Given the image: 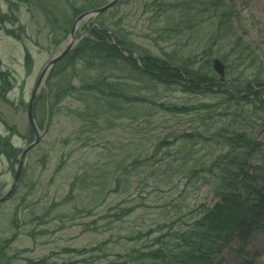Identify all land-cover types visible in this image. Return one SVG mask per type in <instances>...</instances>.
<instances>
[{"label":"rangeland","instance_id":"1","mask_svg":"<svg viewBox=\"0 0 264 264\" xmlns=\"http://www.w3.org/2000/svg\"><path fill=\"white\" fill-rule=\"evenodd\" d=\"M109 1L98 0L94 7ZM54 2L61 7L52 22L46 7ZM77 2V10L86 8ZM63 4L0 0L1 9L18 20L11 27L17 37L6 32L7 23H0V61L7 72L1 69L5 79L0 77V196L11 191L0 202V264H186L193 256L209 257L212 264H260L264 216L252 234L247 228L239 236L230 232L231 243L227 238L215 242L206 234L215 209L206 211L222 202L213 192L215 178L224 176L221 156H246L243 139L233 140L236 146L231 147V130H247L259 146L255 148L264 151V110L257 111L259 104L250 99L238 103L227 94L245 83L238 62L227 61L224 81L214 80L206 87L190 81L186 90L154 80L160 73L145 66L153 63L151 57L178 53L191 58L189 70L194 74L219 75L213 58L218 50L225 53L235 44L237 52L230 55L234 59L243 54L249 63L248 58L258 56L264 64V0H226L222 9L231 12L230 28L219 41H213L219 35L209 13L196 27L194 23L178 29L171 28L175 23L170 21L177 19L176 13L158 9L155 0H116L77 24L73 47L32 97L44 66L70 37L76 16L63 36ZM98 22L102 30L113 32L108 41L116 42L119 33L133 42L123 47L127 55L111 43L131 61L114 54L115 67L97 57L87 63L91 48L85 45L97 43L92 32ZM100 75L108 77L109 84L101 82L106 87ZM250 84L261 89L259 82ZM203 89L207 92L200 93ZM164 106L190 110L173 112ZM260 107L264 108L263 99ZM218 131L230 140L218 141ZM31 142L35 144L26 152L15 182L22 151ZM11 147L15 151L10 162L2 150ZM249 168L246 164L247 171L236 176L242 190L237 192L249 196L259 189L264 195V178L241 183L253 171ZM224 180L219 185L232 191V184ZM253 199L247 200L255 210L259 206Z\"/></svg>","mask_w":264,"mask_h":264},{"label":"trees","instance_id":"2","mask_svg":"<svg viewBox=\"0 0 264 264\" xmlns=\"http://www.w3.org/2000/svg\"><path fill=\"white\" fill-rule=\"evenodd\" d=\"M81 1L83 4L86 5L85 9L97 6V3H98V0H81ZM225 1L226 0H155V3L158 9L167 8L168 10L174 11L172 12L173 14L176 13L177 19L174 17H170V21H172L173 24L175 23V25L171 26V28L179 29L181 25H184V26L187 25V26L194 27L192 26L194 23L196 27L198 24L203 22L202 19L206 17L204 15L209 13L208 14L210 15L209 22L212 24L213 29L217 31L216 35L217 34L219 35L218 37H216V39H213V41H219L222 38L226 39L223 35L227 34L230 28L229 16L231 12L228 9H222L226 7ZM55 2L50 4V6L47 5L46 7L51 11L50 15H51L52 22H54V20L58 17L59 12H60L59 9L61 7V6L56 7ZM63 2H64L63 5L65 6L61 10L60 17H62V19L59 25L62 27L61 33L64 36L67 33V30L69 27L68 23L70 22V19L72 18V16H76V14H79L81 11L85 9L80 11L74 7V3H78L77 0H63ZM213 13L215 14L212 15ZM17 21L18 20L16 19L15 15L13 14L10 15L8 11L4 12L0 7V23H7V25H10V28L6 30L7 33L11 35H15L16 32L14 29L11 28V25L14 26V24L17 23ZM7 25H4V26H7ZM59 34H60V31H59ZM92 35L93 37L97 38V43L91 41L92 43L88 42L87 45H85L87 47L90 46L91 48L90 50H88L91 55V56L89 55L90 57H88V60H87L88 64H90V62L97 57V59L102 60L103 64L110 65V66L114 65L115 67L117 65V62L115 60L116 58H118L116 55L123 57L124 61H125V58L128 61H131L129 57H125L121 55L120 52H118V50L114 49V45L112 46L110 41H108L110 40V34L107 31L102 30V28L99 29V27H94ZM237 39H239V36ZM116 40L119 44H122L126 48H128L126 44L133 43L132 41L128 40L126 36L121 37L119 33H117L116 35ZM92 45L96 47L101 46L103 48L101 50H96V48L93 47ZM210 46L212 45L210 44ZM235 47H237L236 44L230 47V50L225 51V53L220 52V50H218L217 52V54L221 56L220 58L225 62V64H227V61L229 59L233 60L234 64L235 62H238L237 68L238 70H240L241 73H243V76L246 79L245 83L241 84V88L235 89L236 91H234V89L228 90L227 94L231 96L232 98L234 97V99H236L238 103H240L241 100L250 99L252 103L259 104V109H257V111L264 110V108L260 107V99L264 100V64L259 63L258 56L248 58L249 63H247V61L244 59L243 54L237 55L236 58L234 59L230 55L237 52ZM78 48L80 47H77V50ZM97 53H99L98 56H97ZM180 56L178 53H176L173 55L169 54L168 56L165 55V56H159V57H151L154 60L153 63H151V61H147V66L145 67L155 68V70L158 73H160V75L163 76V78H165L167 81L163 80L161 76L158 79H155L154 77L151 76L154 80L159 81L160 83L163 82L166 84L178 85L182 89H185V90L188 88L185 84H183V82L191 83L190 81H192L193 83L194 82L197 83L198 81L200 87H206L212 84L214 80H219V81L225 80V77L221 78L220 75H218L214 70L213 71L217 75L208 73V72H206L205 74H194L193 72L189 70L191 62L188 59H191V58L187 56L186 58L188 59H186L187 60L186 61L184 59V56H181V57ZM170 59H173V60L170 61ZM97 62H100V61H97ZM209 64H210V61H209ZM1 66L2 64L0 61V77L3 80L5 79L3 78L5 76H2L3 71L1 70ZM174 66L180 67V69ZM187 66L189 67L187 68ZM183 67H186L188 71L186 69H183ZM55 71L56 70H53L52 74H56ZM181 72H184V74L186 73L185 74L186 78H184L183 76L184 74H181ZM235 81H238V80L235 79ZM101 82L104 84L110 83V81L108 80V77L104 75H100V83ZM250 82H259L260 85L258 84L257 85H258V88H261V89L255 90V88L251 86ZM103 86L106 87V85H103ZM205 90L207 89H203L200 93L207 92ZM118 91L120 92V94L124 95L123 96L124 98L128 99V96H126V93L121 88ZM252 91H254V95L252 94ZM244 92L249 95L245 97ZM252 97H254V99H252ZM138 98L142 101L149 99L147 97H144V98L136 97L135 99L138 100ZM235 105L236 103H234L233 109H235ZM164 107L173 112H181V111L184 112V111L190 110V109L189 110L183 109V107H180L181 109H179V107H176V106H164ZM234 117L236 118L238 116H234ZM207 130H210V129L207 128ZM246 131L247 130H244V129H240V130L233 129L231 130V134H232L231 137L227 136L225 133L221 131H218L216 134L219 136L217 138L218 141H219V138H222L223 141L231 139V147L236 146L233 144L234 143L233 140L243 139V144H246V146L242 145V147L246 153V156L239 157L237 159H236V156L238 155L234 153L231 154L230 156L228 154L229 156L228 158L227 156L226 157H224L223 155L221 156L222 161L220 163V172L223 173L224 176L223 178H219L218 176L217 178H215L213 182V192L215 194V197L221 199L222 202L218 206L217 205L211 206V208L206 211L208 212L212 208L215 209V212L211 211L210 219L208 221V226L206 230V234L209 235L212 239H214L215 242L222 241L225 238H227V242L229 243L234 242V240L232 239L233 237L229 238V236H232L230 232L232 234L235 233L237 234V236H239L238 234L241 232V230L244 231V228H247V232L249 231L251 232L250 234H252V232L255 231L253 230V228L257 226L255 228L257 229L259 227L260 223L262 222V216H264V195L260 194L259 189L258 190L255 189L256 191L254 190L255 194H252V195L250 194L249 196H243L242 194L238 193V192H242L240 184L238 183V181L235 183L236 176H238V174L242 170L247 171L246 169H244L246 164H249L250 168H252L253 171L249 175H247V177L243 181H241L242 184H248V183L253 184L255 181V178H256V182H259L264 178V151H262V148H255V147H259V146H255L256 140L251 138L249 133H247ZM14 151L15 149L11 147V148H8V151L7 149L2 150V153L4 154L6 153V155L9 156V160L11 162L13 160L12 156L14 155ZM251 156H253L258 161H255L254 158ZM225 158L226 160H223ZM230 159H234V162L229 161ZM246 159L249 162H246ZM221 164H224L226 168H229L230 169L229 172H227L226 169L221 166ZM223 179H225L224 181L229 180V182L232 184V187H233L232 191H231L232 188H229L227 190V188H225L223 185L221 186L219 185V183ZM233 183L237 185L239 184L238 186H240V189L238 190V188ZM252 187H257V186L254 185ZM250 197L252 198L254 197L252 201L258 203V206H259L258 209L254 210L252 207H250V206H253V204L249 203V201L247 200ZM206 207L207 206H205V208ZM203 212L204 210L202 211V213ZM243 217L250 218L249 222L248 223L245 222L242 219ZM179 235L177 236V238H181V236ZM149 254L150 253H148L147 255ZM158 254H160V252ZM178 263H179V260H178ZM186 264H212V263L209 257L193 256L191 258V261H186Z\"/></svg>","mask_w":264,"mask_h":264},{"label":"water","instance_id":"3","mask_svg":"<svg viewBox=\"0 0 264 264\" xmlns=\"http://www.w3.org/2000/svg\"><path fill=\"white\" fill-rule=\"evenodd\" d=\"M115 1H116V0H111V1H109L107 4H105L104 6H102V7H100V8H96V9H94V10L87 11V12H85V13H83V14H81V15H79V16L77 17V19H76V21H75V23H74V25H73V27H72V30H71L70 40L68 41L66 47H65L64 49L58 51L55 55H53V56L50 58V60L47 62V64L45 65V67L43 68V70H42V72H41V74H40V76H39V79H38V81H37V84H36V86H35V89H34V91H33L32 97H34V95H35V93L37 92V90L40 89L39 87L41 86V84H42L44 78L46 77V75H47L48 71L50 70V68L52 67V65H53L55 62H57L59 59H61V58H62V57H63V56H64V55H65V54H66V53H67V52L73 47L74 43L76 42V39L78 38V37H76V35H75V31H76V29H77V27H76L77 24H78L81 20H83L85 17H87V16H89V15H92V14H94V13H99V12H102V11L106 10L107 8H109L110 6H112V5L114 4ZM215 66H216V68H217L221 73H223V65H222V63L220 62L219 59H216V60H215ZM30 106H31V104H30ZM30 113H31V111H30ZM30 121H31V123H32L31 125H32L33 129H34V130L37 132V134H38V127H37L36 123L34 122L32 116H30ZM36 140H37V139H36ZM34 144H35V142L32 143V144H30V145H28V146L24 149V151H23V153H22V155H21V160H20L19 169H18V172H17L16 178H15V182H16V179H18V177H19V175H20V171H21V168H22V165H23V158H24L25 154H26L27 150H28L30 147H32ZM10 193H11V191H9V192H7L6 194L0 196V201H1V200H4L7 196H9Z\"/></svg>","mask_w":264,"mask_h":264}]
</instances>
